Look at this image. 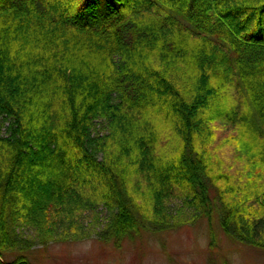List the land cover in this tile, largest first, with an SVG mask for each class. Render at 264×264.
<instances>
[{
	"label": "trees",
	"instance_id": "16d2710c",
	"mask_svg": "<svg viewBox=\"0 0 264 264\" xmlns=\"http://www.w3.org/2000/svg\"><path fill=\"white\" fill-rule=\"evenodd\" d=\"M0 118V264L191 223L212 192L264 250V0H0Z\"/></svg>",
	"mask_w": 264,
	"mask_h": 264
},
{
	"label": "rangeland",
	"instance_id": "374dc122",
	"mask_svg": "<svg viewBox=\"0 0 264 264\" xmlns=\"http://www.w3.org/2000/svg\"><path fill=\"white\" fill-rule=\"evenodd\" d=\"M2 121L0 118L1 134L7 125L1 126ZM211 197L210 215L197 213L191 223L172 229L141 230L119 246L92 236L34 245L22 253L31 264H264V250L236 241L221 229L214 192ZM177 205L174 202L171 207ZM30 232L26 231L27 237Z\"/></svg>",
	"mask_w": 264,
	"mask_h": 264
}]
</instances>
